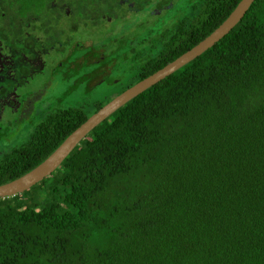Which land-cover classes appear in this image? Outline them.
Returning <instances> with one entry per match:
<instances>
[{
  "label": "trees",
  "instance_id": "obj_1",
  "mask_svg": "<svg viewBox=\"0 0 264 264\" xmlns=\"http://www.w3.org/2000/svg\"><path fill=\"white\" fill-rule=\"evenodd\" d=\"M239 2L0 0V58L17 53L9 69L23 57L65 50L53 77H73L70 91L81 84L111 91L90 112L50 107L38 122L28 97L32 129L3 151L0 186L37 168L113 98L203 41ZM169 5L166 18L154 14ZM127 13L141 35L107 34L108 52L102 39L68 37ZM0 264H264V0L210 49L97 125L50 176L0 198Z\"/></svg>",
  "mask_w": 264,
  "mask_h": 264
},
{
  "label": "rangeland",
  "instance_id": "obj_2",
  "mask_svg": "<svg viewBox=\"0 0 264 264\" xmlns=\"http://www.w3.org/2000/svg\"><path fill=\"white\" fill-rule=\"evenodd\" d=\"M184 1V0H181ZM172 5H169L164 12L161 14L158 12H154L155 15L159 16L158 18H166V12ZM174 6H176L174 4ZM177 7V6H176ZM161 14V15H160ZM147 14H138L135 13V16L139 18V20H144ZM128 16V17H127ZM126 17L128 19H124L119 23L108 22L107 24L101 27H87V28H78L75 32H70L68 37L73 40H79L81 42H105L106 45L110 46L107 52L113 49L114 42L107 41L106 35L112 34L111 39H123L120 36L129 37L134 34V36H140L141 30L137 29L136 25L129 23L133 21L134 17L132 14L127 13ZM155 17V16H154ZM133 26V27H130ZM128 28V29H127ZM140 31V32H136ZM114 32V33H113ZM136 32V33H135ZM119 34V36H117ZM49 55L45 58L39 57L40 61H34V66H38L39 70H31L27 75L22 76V82L15 89L14 93L16 94L15 98H12L10 101L12 103L6 104V98L0 97V157L5 152L16 145H20L24 143L28 135L32 129L29 124H18L15 123V120H21L20 112L21 108L18 106V96L25 93L29 96L31 94H35L38 90L39 92L45 93L39 97H32V100L35 101L33 108V119L35 122L41 121L44 115L48 112L50 107H83V110L86 112H90L92 109V104L101 101L102 98L108 96L107 94L111 93L107 89L105 85H100L91 91H87L85 89V85H78L74 90L72 89L73 79H67L64 81L60 78L59 75L52 76L50 68L44 70L42 65L46 62L47 66L53 67L55 61L65 57V50H56L51 48L48 51ZM19 65V64H18ZM20 66V65H19ZM4 67V66H3ZM38 73V74H37ZM65 76V74H64ZM63 78V75H61ZM67 78V77H65ZM21 79V78H20ZM74 87V86H73ZM31 99V98H30ZM14 104V105H13Z\"/></svg>",
  "mask_w": 264,
  "mask_h": 264
},
{
  "label": "water",
  "instance_id": "obj_3",
  "mask_svg": "<svg viewBox=\"0 0 264 264\" xmlns=\"http://www.w3.org/2000/svg\"><path fill=\"white\" fill-rule=\"evenodd\" d=\"M253 2L254 0H240L228 18L203 41L161 70L138 82L134 86L125 90L122 94L113 98L109 103L103 106L95 114L90 116L81 126L72 132L55 150V152L51 154L37 168L8 184L0 186V198H9L18 194H22L26 190L42 181L44 178L50 176L91 130H93L97 125H99L102 121L108 118L111 114L125 105L131 99L135 98L149 87L155 85L165 77L180 69L182 66L194 60L206 50L210 49L215 43H217L233 29V27L245 15Z\"/></svg>",
  "mask_w": 264,
  "mask_h": 264
},
{
  "label": "flooded vegetation",
  "instance_id": "obj_4",
  "mask_svg": "<svg viewBox=\"0 0 264 264\" xmlns=\"http://www.w3.org/2000/svg\"><path fill=\"white\" fill-rule=\"evenodd\" d=\"M16 54L17 53H14L13 55L6 56L4 58H0V97H2V99L6 98V100H5L6 104L12 103V101H10V100L12 98L16 97V94L14 93V91L18 87V85H20V83L22 82L21 75L25 76V74L27 75L29 72H31V70H35V69L39 70L37 65L34 66V64H33L34 60H31L30 58H28L29 56L21 58L19 60L20 62H17L14 66H12V69H9L8 66L11 63L10 60H17V58H15ZM4 59H6V60H4ZM23 66H26L29 69L25 74L21 73L23 70H26V68ZM59 66H60V64H59ZM42 67H43V65H42ZM48 67L49 66H47V68ZM49 68H50L51 72L53 70H55L54 69L55 67H49ZM45 69H46V67L44 68V70ZM1 91H3V93H1ZM3 95H4V97H3ZM34 96H35V94H31V96H29V97H34ZM30 104H31V102L28 99L27 94L23 93V94L18 96V106L22 109L20 112V118L21 117H22V119L25 118L23 121H26V122L23 123V121H21L22 120L21 119L18 121L15 120V122L17 121L16 123H18L20 121L21 124H29V122H27L26 116H28L27 107L29 108Z\"/></svg>",
  "mask_w": 264,
  "mask_h": 264
}]
</instances>
